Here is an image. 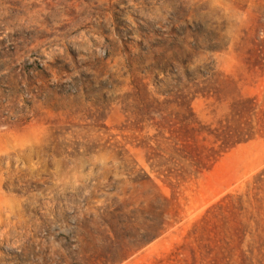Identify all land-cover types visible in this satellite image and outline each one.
I'll list each match as a JSON object with an SVG mask.
<instances>
[{"label":"rangeland","instance_id":"374dc122","mask_svg":"<svg viewBox=\"0 0 264 264\" xmlns=\"http://www.w3.org/2000/svg\"><path fill=\"white\" fill-rule=\"evenodd\" d=\"M250 97L264 0H0V264H264V128L178 140Z\"/></svg>","mask_w":264,"mask_h":264},{"label":"trees","instance_id":"16d2710c","mask_svg":"<svg viewBox=\"0 0 264 264\" xmlns=\"http://www.w3.org/2000/svg\"><path fill=\"white\" fill-rule=\"evenodd\" d=\"M257 106L253 97L239 98L232 102L229 114L213 125L198 121L188 104L178 140L184 144L181 151L189 165L201 171L232 147L254 138L264 128L253 124Z\"/></svg>","mask_w":264,"mask_h":264}]
</instances>
